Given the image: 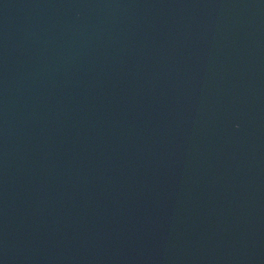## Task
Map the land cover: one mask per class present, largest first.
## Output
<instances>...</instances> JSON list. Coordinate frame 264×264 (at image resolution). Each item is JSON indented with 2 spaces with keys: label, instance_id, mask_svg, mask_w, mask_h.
I'll list each match as a JSON object with an SVG mask.
<instances>
[{
  "label": "water",
  "instance_id": "95a60500",
  "mask_svg": "<svg viewBox=\"0 0 264 264\" xmlns=\"http://www.w3.org/2000/svg\"><path fill=\"white\" fill-rule=\"evenodd\" d=\"M0 264H264V0H0Z\"/></svg>",
  "mask_w": 264,
  "mask_h": 264
}]
</instances>
